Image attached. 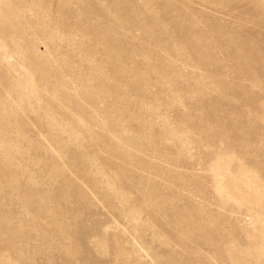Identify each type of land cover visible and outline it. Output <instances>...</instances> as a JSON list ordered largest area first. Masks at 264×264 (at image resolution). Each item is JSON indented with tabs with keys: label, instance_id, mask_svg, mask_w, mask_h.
<instances>
[{
	"label": "rangeland",
	"instance_id": "1",
	"mask_svg": "<svg viewBox=\"0 0 264 264\" xmlns=\"http://www.w3.org/2000/svg\"><path fill=\"white\" fill-rule=\"evenodd\" d=\"M0 264H264V0H0Z\"/></svg>",
	"mask_w": 264,
	"mask_h": 264
}]
</instances>
